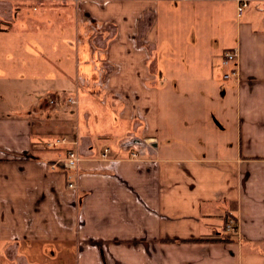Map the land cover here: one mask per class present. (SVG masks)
Returning a JSON list of instances; mask_svg holds the SVG:
<instances>
[{"label": "crops", "instance_id": "crops-1", "mask_svg": "<svg viewBox=\"0 0 264 264\" xmlns=\"http://www.w3.org/2000/svg\"><path fill=\"white\" fill-rule=\"evenodd\" d=\"M208 1L221 0H0V264H264V3L237 18L239 77L224 80L222 64V77L213 63L180 73L181 33L160 28L211 18L175 14ZM39 26L58 30L63 57ZM168 105L193 108L196 127ZM56 137L78 143L76 190Z\"/></svg>", "mask_w": 264, "mask_h": 264}, {"label": "rangeland", "instance_id": "rangeland-1", "mask_svg": "<svg viewBox=\"0 0 264 264\" xmlns=\"http://www.w3.org/2000/svg\"><path fill=\"white\" fill-rule=\"evenodd\" d=\"M173 5L170 6L175 8ZM186 6H195L196 8L195 14L198 15L203 14L206 15L205 17H211V18H195V21L189 20L191 19L189 18L187 20L176 22V24L173 23L172 21L164 22L161 19L160 28H162L164 39H166V37L169 35V33L167 34L169 30H174V31L177 30L179 33H181L180 37L179 36L177 37V34L175 37L172 36V39H174L172 41L173 46L178 47L176 48V51L178 52L179 50H181V54H179L180 58L176 57L175 60L187 59V62L186 60L182 61L186 63H182V65L185 67L183 68V70L180 69V73L183 72L188 75L191 74L192 76L194 74L199 78L201 77L206 78L208 69L211 63H213L220 77H222L223 74V70H222L223 67H221L222 56L224 52L228 50V48L233 46V43L236 38L235 27L240 22V20L238 19H241L236 17L237 11L234 3L231 0H225V1H208V2L179 5V8L178 10L175 11V14L177 15L183 12L188 13V10L184 11L183 9ZM251 6H253V4L250 5L249 8ZM249 8L247 10H249ZM189 11L190 13L193 12L192 9H190ZM217 15H222V18L224 19L223 20L217 19V18H221L220 16L217 17ZM37 29L39 36L44 37V39L43 40L40 39L38 43L41 44V42H44L47 43L48 46L54 44L55 47H58V48H54L55 56L49 55V57L56 60V58L59 56L58 52H60L63 49L61 47L62 41L59 37H57L58 30L57 29L48 30L46 27L43 26H39ZM62 52L63 51H61L60 54L61 57H63ZM186 52H188L189 54L187 55ZM37 62L44 64L45 66L49 65L46 63L47 61L43 58V55L38 56ZM194 63L199 65L198 71L194 69ZM54 72L56 73V75L58 74L55 70ZM45 73L47 76L49 74L48 70H46ZM191 89H193V87ZM50 98L59 99L56 97H50ZM189 107H191V105H189ZM80 109H81L80 111H83L82 106H80ZM192 109L193 108H185V107L178 109L170 108V106L168 105L167 107L163 108L164 110L163 112L166 113L168 116L169 114L177 113L179 118H181L183 124H186L188 127L190 126V124L191 126L196 127L200 119L191 118L192 115L190 112ZM81 121L83 122V118H81ZM209 123H210L211 131H213L214 133H218L221 131V124L214 117L210 118ZM185 130L187 132H191L190 128H186ZM225 232H226V222H225ZM229 235L232 236V234Z\"/></svg>", "mask_w": 264, "mask_h": 264}, {"label": "built area", "instance_id": "built-area-1", "mask_svg": "<svg viewBox=\"0 0 264 264\" xmlns=\"http://www.w3.org/2000/svg\"><path fill=\"white\" fill-rule=\"evenodd\" d=\"M174 4L180 3H189L197 0H167ZM222 1V0H221ZM237 17L242 18L246 12V10L251 5V0H237ZM264 3V0L262 1ZM238 58H239V50L238 49H228L224 52L222 56V66L227 68L228 71L224 74V80H230L233 78L239 77L238 71ZM235 66V67H233ZM59 99L50 98L48 100V108H57L59 106ZM67 106H77L78 100L76 97L69 98L66 102H64ZM155 143L153 140H146V144L153 145ZM63 145H71L72 147L67 151L65 158V166L68 168L67 175V186L71 190H76L78 188V181L83 175V157L81 156L78 148V143L76 141H70L67 137H56L53 140L49 141L47 147L50 149H57ZM110 150L105 149L101 154V160L108 162L109 161ZM129 161L133 162H143L142 154L139 151L131 152ZM51 170L58 169V163H53L50 165ZM237 230V222L233 217H228L226 219V232L229 234L236 233Z\"/></svg>", "mask_w": 264, "mask_h": 264}, {"label": "water", "instance_id": "water-1", "mask_svg": "<svg viewBox=\"0 0 264 264\" xmlns=\"http://www.w3.org/2000/svg\"><path fill=\"white\" fill-rule=\"evenodd\" d=\"M143 142L140 141V140H137V139H132L128 142H126L123 147L125 148H131V147H134V146H143Z\"/></svg>", "mask_w": 264, "mask_h": 264}, {"label": "trees", "instance_id": "trees-1", "mask_svg": "<svg viewBox=\"0 0 264 264\" xmlns=\"http://www.w3.org/2000/svg\"><path fill=\"white\" fill-rule=\"evenodd\" d=\"M229 240H230V238L228 237V238H227V241H229Z\"/></svg>", "mask_w": 264, "mask_h": 264}]
</instances>
